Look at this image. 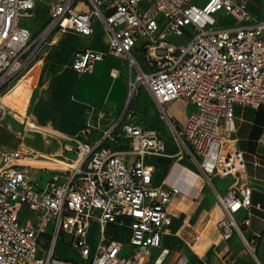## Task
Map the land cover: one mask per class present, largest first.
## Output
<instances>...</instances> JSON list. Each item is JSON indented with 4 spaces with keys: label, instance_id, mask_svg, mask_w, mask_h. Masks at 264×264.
Wrapping results in <instances>:
<instances>
[{
    "label": "built area",
    "instance_id": "built-area-1",
    "mask_svg": "<svg viewBox=\"0 0 264 264\" xmlns=\"http://www.w3.org/2000/svg\"><path fill=\"white\" fill-rule=\"evenodd\" d=\"M251 2L0 0V122L14 113L10 94L37 73L65 32L90 38L100 23L108 36L106 50L74 53L72 66L79 73L93 72L108 56L125 59L135 71L118 119L108 105L89 107L80 134L58 135L74 158L49 181L33 178L37 155L28 147L2 152L0 264H164L168 207L181 190L153 186L146 159L167 154L159 132L138 122L133 101L140 88L159 105L178 147L210 183L213 177L233 180L226 194L217 193L225 214L218 227L225 240L238 233L249 244L242 227L250 220L237 215L251 207L252 187L233 134L235 105H264V18L255 17ZM42 6L46 23L37 31L26 27L24 20ZM227 16L232 23L219 25ZM177 100L194 106L181 124L166 114ZM24 210L30 214L22 216ZM116 230L124 238L114 236ZM59 245L78 251L81 259L60 256ZM187 263L184 254L174 262Z\"/></svg>",
    "mask_w": 264,
    "mask_h": 264
},
{
    "label": "crops",
    "instance_id": "crops-1",
    "mask_svg": "<svg viewBox=\"0 0 264 264\" xmlns=\"http://www.w3.org/2000/svg\"><path fill=\"white\" fill-rule=\"evenodd\" d=\"M263 2H251L256 18H264ZM107 46L108 36L100 23H96L90 38L70 31L59 36L56 46L46 52L37 73L33 72L22 81L8 98V101L14 99L33 83L25 114L13 113L0 122V163L3 151H13L24 145L37 155L32 164L33 178L45 183L60 170L61 164L50 167L40 165V162L70 163L74 156L65 149L67 141L58 135L80 134L89 107L108 105L112 109V119L121 116L130 81L135 75L128 62L108 56L97 61L93 72L87 73H79L72 66L76 51H103ZM143 89L148 104L134 103L141 114L138 122L159 132L167 154L150 155L146 159L154 171L153 186L168 189L175 185L181 190L168 207L172 222L163 237V246L169 249L164 264H174L179 254L186 256L187 264H264V105L255 108L237 104L234 107L233 135L246 159L244 179L252 187L251 207L237 215L238 220L246 217L250 220L248 226L242 227L249 246L238 233L225 240L218 227L225 214L218 203L217 193L226 194L233 180L221 177H213L211 183L207 180L188 151L178 147L159 105ZM193 110L194 106L184 100L166 106L167 116L180 124ZM30 124L35 128H29ZM41 135L46 138L45 144L55 145L54 150L49 151L51 147L47 145L41 146L38 139ZM95 231L96 224L92 233ZM113 234L124 238L121 231L116 230ZM125 248L131 250L128 244ZM58 249L78 254L75 259L58 253L62 257L81 259L76 250L62 245Z\"/></svg>",
    "mask_w": 264,
    "mask_h": 264
},
{
    "label": "rangeland",
    "instance_id": "rangeland-1",
    "mask_svg": "<svg viewBox=\"0 0 264 264\" xmlns=\"http://www.w3.org/2000/svg\"><path fill=\"white\" fill-rule=\"evenodd\" d=\"M47 2H50L52 0H46ZM262 8H263V13H264V2L262 4ZM46 18H47V14H46V7L42 6L40 7L34 14V16L32 18H28L24 20V24L26 27H29L30 29H34V30H39L40 28H42V26L44 25V23H46ZM233 19L232 17H225L224 21L220 22L219 25L222 26H228L232 23ZM183 39H176L174 40V42L178 43V41H181ZM33 81V80H32ZM33 87V83L29 86H27V88L22 91L21 93L17 94L15 96L14 99H11L9 101L10 105L12 106V108L14 109V113H18L20 114H25L26 112V108L28 106L29 103V97L31 94V88ZM147 94L145 93L143 88H140L138 90V92L136 93L135 97H134V103L135 105L140 104V106H145L146 104H148L147 100H146V96ZM33 130V129H32ZM34 130H38V129H34ZM39 141L42 147L46 146L47 144H45V137L44 136H39ZM51 147L49 149V151L54 150V146L52 143L48 144L47 147ZM50 158L54 159L56 157H51ZM58 164H62L67 166L65 163L62 162H57L56 164H50L48 162H40V165L43 166H50V167H56V165ZM30 214V212L24 210V212L22 213V216H28ZM96 231L93 233V236L96 235ZM58 253L62 254L65 257H71V258H78V254L75 251H69V250H60L58 249ZM42 256V252H38V257Z\"/></svg>",
    "mask_w": 264,
    "mask_h": 264
}]
</instances>
